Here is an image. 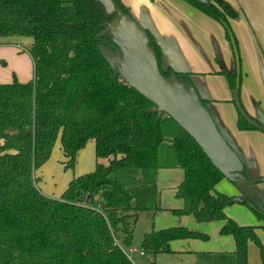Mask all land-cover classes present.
<instances>
[{"label": "trees", "instance_id": "16d2710c", "mask_svg": "<svg viewBox=\"0 0 264 264\" xmlns=\"http://www.w3.org/2000/svg\"><path fill=\"white\" fill-rule=\"evenodd\" d=\"M112 1L115 8L107 11L99 0H0V36H30L33 60L31 80L0 83V264H133L122 247L132 245L140 212L162 210L156 173L173 167L182 168L184 177L175 190L183 207L172 212L198 222L225 220L219 232L233 236L236 264H246L248 240L257 244L264 264L255 226L224 213L231 196L215 191L221 171L172 117L153 111V102L125 83L116 62L103 57L102 47L118 48L104 32L106 24L129 14L121 0ZM185 1L220 21L237 52L228 19L238 16V5ZM145 32L161 74L192 84L189 73L161 66L160 48ZM225 75L234 89L236 72ZM237 127L256 129L239 112ZM91 139L95 157L106 162L72 177L58 198L40 192L34 171L55 143L64 168L73 169ZM246 203L264 220V213ZM207 237L174 225L144 232L139 247L154 256L169 252L171 240Z\"/></svg>", "mask_w": 264, "mask_h": 264}, {"label": "crops", "instance_id": "0c3cea01", "mask_svg": "<svg viewBox=\"0 0 264 264\" xmlns=\"http://www.w3.org/2000/svg\"><path fill=\"white\" fill-rule=\"evenodd\" d=\"M121 1L128 13L150 32L158 44L161 66L191 75L192 83L204 96L203 100L218 130L247 164L248 174L251 177L264 176V132L257 128L237 127L238 110L233 100V89L225 75L236 72V56L231 41L226 37L224 25L185 0ZM228 22L237 41L240 60V102L251 117L264 124V56L239 9L238 16L229 18ZM31 42L32 38L26 35L0 36V83L14 79L26 82L33 78V60L29 53ZM93 142V139L89 140L78 151L75 166L80 168L77 175L91 171L96 162H106L105 158L95 157ZM92 151L93 157L89 163L87 158ZM53 155L60 165L56 166V160H52ZM64 161L65 157L57 141L48 160L35 170L36 178L40 179V173L49 178L53 176L48 171L52 167L61 172L59 178L63 177ZM83 168L86 171H81ZM183 177L184 170L179 167L157 170L156 186L162 210L154 214L150 230L180 225L205 233L208 237L171 240L169 252L154 256L146 252L140 254V247L132 243L127 250L135 261L133 264H149L151 261L158 264L157 259L161 254L166 255L169 264H172L171 259L175 260L174 264H181V261L184 264H236L233 236L219 232L225 220L198 222L193 215H177L172 212L173 209L183 207V199L175 196L176 187ZM70 178L68 175L66 181ZM237 182L240 181L223 177L215 185V191L231 197L239 196L240 192L235 185ZM64 185L55 193L52 187L43 183L38 190L48 197L58 198ZM246 188L256 192L264 202V182ZM224 213L240 225L255 226V234L264 246V220L253 213L249 204L229 201L224 207ZM246 264H261L259 247L253 240L247 242Z\"/></svg>", "mask_w": 264, "mask_h": 264}, {"label": "water", "instance_id": "95a60500", "mask_svg": "<svg viewBox=\"0 0 264 264\" xmlns=\"http://www.w3.org/2000/svg\"><path fill=\"white\" fill-rule=\"evenodd\" d=\"M107 11L115 8L112 0H99ZM245 17L260 50L264 56V0H234ZM118 44L115 51L101 48L103 57L110 63L118 64L116 73L127 83L151 100L153 111L166 113L172 117L201 147L211 163L224 177L238 180L239 196L230 202H250L264 213V202L258 194L246 186L264 182V176L251 177L247 164L240 159L234 148L224 139L202 99L204 96L192 84L184 85L175 74L165 77L161 74L154 50L148 45V36L130 14L119 13L106 24ZM233 39L231 38V43ZM236 84L232 91L233 100L239 114L251 125L264 132V124L251 117L239 99V63L236 48ZM245 167V174L242 173ZM90 202V195L86 196Z\"/></svg>", "mask_w": 264, "mask_h": 264}, {"label": "rangeland", "instance_id": "374dc122", "mask_svg": "<svg viewBox=\"0 0 264 264\" xmlns=\"http://www.w3.org/2000/svg\"><path fill=\"white\" fill-rule=\"evenodd\" d=\"M227 1H229L233 6H235L236 8H238L237 7V4H236V2L234 1V0H227ZM88 146V145H87ZM86 146V147H87ZM93 157V151L92 152H90V154H89V156H88V160H89V163L91 162V158ZM52 160H56V162L55 163H57V165L56 166H58V165H60L61 163H59V161H58V159L56 158L55 159V155H53V157H52ZM88 160H86V162L88 161ZM79 168L80 167H78V165H76L73 169H64L63 170V172L65 173L64 174V176L63 177H61V178H59L58 176L60 175V171H57L56 169H55V167H52L50 170H48V171H50V173L54 176V178H52L53 176H50V178L49 177H47V176H45V175H43L42 173H40V171H39V173H40V179H38V178H36V176H35V171H34V178H35V183H36V186H37V188L38 187H40V185L43 183V184H45V186L48 184L49 185V187H52V189H53V193H55V192H58L60 189H61V187H62V185H64V182H65V188H66V186H67V184H68V181L72 178V177H74V176H77V172H78V170H79ZM85 168H83V170H81V171H86V170H84ZM58 173V174H57ZM68 175H70L71 176V178L70 179H68V181H66V178H67V176ZM56 179V180H55ZM52 181L54 182V183H56V184H53L52 183ZM261 183H263V182H261ZM255 184H259V183H255ZM255 184H251V185H248V186H252V185H255ZM236 185V184H235ZM65 188H63L62 189V192H63V190L65 189ZM237 188V187H236ZM61 192V193H62ZM60 193V194H61ZM54 198H57V197H54ZM154 217V214H153V216L151 217V213H149V212H147V211H145V212H142V213H140L139 214V216H138V219H137V221H136V224H135V227H134V236H133V240H132V243L133 244H136V245H138L139 246V244H140V240H141V235L144 233V232H148V231H150V229H151V226H152V218ZM157 262H158V264H169L168 263V259L166 258V255L165 254H161V255H159L158 256V259H157ZM182 263L181 264H184L183 263V261H181ZM171 263L172 264H174L175 263V260H173V259H171Z\"/></svg>", "mask_w": 264, "mask_h": 264}, {"label": "built area", "instance_id": "2783aa9c", "mask_svg": "<svg viewBox=\"0 0 264 264\" xmlns=\"http://www.w3.org/2000/svg\"><path fill=\"white\" fill-rule=\"evenodd\" d=\"M122 249H123V251L125 252V254L128 256V258H129L132 262H135V261L133 260V257L131 256V254L128 252L127 248H126V247H122ZM139 253L142 254L143 251L140 250Z\"/></svg>", "mask_w": 264, "mask_h": 264}]
</instances>
